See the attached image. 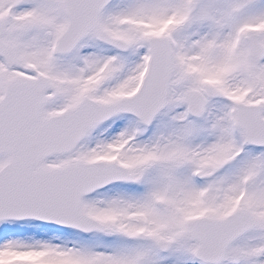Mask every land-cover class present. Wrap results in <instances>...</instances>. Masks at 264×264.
Here are the masks:
<instances>
[{"label":"snow or ice","instance_id":"6c2138e0","mask_svg":"<svg viewBox=\"0 0 264 264\" xmlns=\"http://www.w3.org/2000/svg\"><path fill=\"white\" fill-rule=\"evenodd\" d=\"M0 264H264V0H0Z\"/></svg>","mask_w":264,"mask_h":264}]
</instances>
